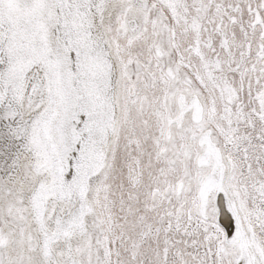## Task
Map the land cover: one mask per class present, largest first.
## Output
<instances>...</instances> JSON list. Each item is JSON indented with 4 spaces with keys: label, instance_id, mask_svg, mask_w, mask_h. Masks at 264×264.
Segmentation results:
<instances>
[{
    "label": "snow or ice",
    "instance_id": "snow-or-ice-1",
    "mask_svg": "<svg viewBox=\"0 0 264 264\" xmlns=\"http://www.w3.org/2000/svg\"><path fill=\"white\" fill-rule=\"evenodd\" d=\"M0 264H264V0H0Z\"/></svg>",
    "mask_w": 264,
    "mask_h": 264
}]
</instances>
